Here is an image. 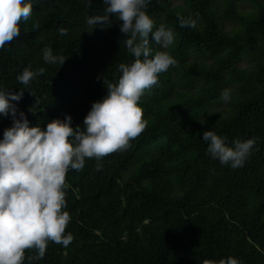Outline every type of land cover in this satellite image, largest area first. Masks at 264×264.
I'll return each instance as SVG.
<instances>
[{
  "label": "trees",
  "instance_id": "obj_1",
  "mask_svg": "<svg viewBox=\"0 0 264 264\" xmlns=\"http://www.w3.org/2000/svg\"><path fill=\"white\" fill-rule=\"evenodd\" d=\"M171 1L150 0L146 8L154 30L164 24L175 35L168 50L150 35L152 54L167 51L176 64L138 101L145 128L126 149L67 171L65 234L73 240L49 241L40 259L25 249L23 264H202L228 256L264 264V0ZM32 3L30 18L18 21L20 34L0 49V86L24 90L11 103L30 127L70 115L83 130L91 105L107 94L104 81L116 82L118 65L133 60L122 21L112 15L109 25L87 24L104 14L103 0ZM180 17L195 26L181 27ZM47 47L65 62L46 63ZM28 65L45 72L26 88L16 76ZM11 124L0 116V139ZM209 130L229 145L255 139L243 167L207 153Z\"/></svg>",
  "mask_w": 264,
  "mask_h": 264
},
{
  "label": "clouds",
  "instance_id": "obj_2",
  "mask_svg": "<svg viewBox=\"0 0 264 264\" xmlns=\"http://www.w3.org/2000/svg\"><path fill=\"white\" fill-rule=\"evenodd\" d=\"M103 15L89 16L88 25H109L112 15L126 34L124 44L132 54L130 63H120L116 82L104 81L107 94L93 102L83 121V130L72 127V118L53 119L45 128L30 127L25 112L11 101L22 98L23 89L13 92L0 86V116L11 117L12 124L5 128L0 139V264H23L25 249H36V258H43L49 241L67 246L73 235L65 234L70 219L66 208L63 186L67 171L81 170L86 158H100L129 146L147 121L138 101L146 89L158 82L176 60L167 51L152 54L149 36L162 49L173 45L172 29L160 24L155 27L146 8L150 0H103ZM33 12L32 0H0V49L20 34L18 21H27ZM181 27H194V20L180 17ZM59 32L66 34L67 29ZM46 63L63 64V55H54L47 47L42 50ZM43 67L23 68L16 79L26 88ZM225 103L231 99L229 89L221 92ZM202 140L207 153L221 164L231 168L243 167L255 144L254 138L234 139L229 145L226 138L215 131H205ZM101 165L98 163L97 168ZM202 264H240L228 256L219 260L205 259Z\"/></svg>",
  "mask_w": 264,
  "mask_h": 264
},
{
  "label": "rangeland",
  "instance_id": "obj_3",
  "mask_svg": "<svg viewBox=\"0 0 264 264\" xmlns=\"http://www.w3.org/2000/svg\"><path fill=\"white\" fill-rule=\"evenodd\" d=\"M179 4H182V0H172L171 1V6L172 7H174V6H177V5H179ZM247 6H242V10L243 11H247L248 10V8L249 7H247ZM233 27V24H231V23H227V25H226V29H231ZM168 50V49H167ZM190 60H192V57H190ZM241 66L242 67H245V66H247V62L246 61H243L242 63H241Z\"/></svg>",
  "mask_w": 264,
  "mask_h": 264
}]
</instances>
